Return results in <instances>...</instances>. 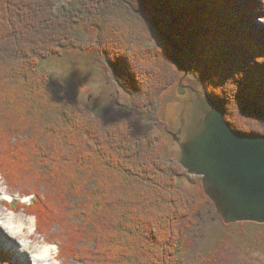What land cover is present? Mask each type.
I'll return each mask as SVG.
<instances>
[{"label":"trees","instance_id":"1","mask_svg":"<svg viewBox=\"0 0 264 264\" xmlns=\"http://www.w3.org/2000/svg\"><path fill=\"white\" fill-rule=\"evenodd\" d=\"M152 2L153 21L133 0H0V177L33 197L19 210L38 218L65 264H249V247L264 250V232L259 241L250 229L264 224H226L199 176L193 197L163 132L167 105L186 101L182 82L221 106L234 130L264 135V24L256 22L264 5ZM158 10L179 64L156 27ZM74 48L117 85L111 109L89 110L42 70ZM209 208L224 230L185 261ZM0 264H13L11 255L0 250Z\"/></svg>","mask_w":264,"mask_h":264},{"label":"water","instance_id":"2","mask_svg":"<svg viewBox=\"0 0 264 264\" xmlns=\"http://www.w3.org/2000/svg\"><path fill=\"white\" fill-rule=\"evenodd\" d=\"M156 27L172 43L157 20ZM172 45L173 58L179 64L175 58L178 45ZM181 87H185L182 82L179 90ZM191 92L181 117L185 131L194 132L180 143V165L190 175L202 178L226 224H264V135L234 130L210 96L193 88ZM173 137L177 140L178 135Z\"/></svg>","mask_w":264,"mask_h":264},{"label":"rangeland","instance_id":"3","mask_svg":"<svg viewBox=\"0 0 264 264\" xmlns=\"http://www.w3.org/2000/svg\"><path fill=\"white\" fill-rule=\"evenodd\" d=\"M70 0H59V5L67 3ZM264 5V0H260ZM137 3V6L140 7L143 11V15H146V18L153 21L155 10L152 9L153 2L152 0H133ZM131 6V5H130ZM159 16V26L166 30L169 27L168 17L158 10ZM256 22L264 24V17L256 19ZM89 37H83L80 39L82 42H85ZM64 55L61 57H55L52 59H45L41 62L42 70L49 73L51 77L55 80L61 82L67 86L73 93V95L83 103L89 110L93 112L107 111L111 109L115 104H117V96L119 89L112 79H107L106 75L100 66L99 62L93 60L89 56H86L82 50L78 48L71 49L68 52H63ZM186 87V86H185ZM180 88L179 93H182V97L186 98V101L169 103L167 105L166 121L169 125L170 133L166 131L163 132L164 144L167 149V153L170 157L175 160H179L181 157L180 144L174 139L173 134H177L180 140H185L189 138L194 132L186 130L185 125L183 126L184 120H182L183 109L188 103V100L191 98L192 92L189 88ZM201 88L198 89V91ZM128 97L124 96V99L127 100ZM192 132V133H191ZM193 175L189 174V177L183 178V185L192 192L194 197L196 194V189L198 184L192 181ZM0 184L4 190L6 189L10 194H15L11 203L6 199L5 202L7 206L1 208L0 210L7 212V208L15 209L21 216L24 215L18 207V197L20 196L16 191H11L7 183L1 179ZM9 206V207H8ZM201 220L196 228L193 230V240L194 245L189 247L187 252L184 254L183 258L185 261L193 262L197 261L209 251L214 242L217 240V237L223 232L224 226L218 214L212 209L203 210L200 216ZM253 232V237L257 240H261L262 236L260 233L264 232V227H252L250 229ZM256 232V234H255ZM256 235V236H255ZM36 241H33V244ZM255 247V246H254ZM249 247L251 250L250 255L248 256L247 262L249 264H264V250ZM0 250L4 251L11 255L13 264H24L25 256H20L15 252L14 248L11 250L6 244L0 241ZM62 264H65L62 260Z\"/></svg>","mask_w":264,"mask_h":264},{"label":"clouds","instance_id":"4","mask_svg":"<svg viewBox=\"0 0 264 264\" xmlns=\"http://www.w3.org/2000/svg\"><path fill=\"white\" fill-rule=\"evenodd\" d=\"M15 194H10L6 189L0 191V199H6L11 203ZM20 204L30 206L33 197H16ZM19 218V222H18ZM38 218L35 215H20L15 209L9 208L3 218H0V229L6 231L14 238H19L18 243L22 249H27L36 241L41 247V253L32 257V264H62L59 255V246L50 242L37 227Z\"/></svg>","mask_w":264,"mask_h":264},{"label":"bare ground","instance_id":"5","mask_svg":"<svg viewBox=\"0 0 264 264\" xmlns=\"http://www.w3.org/2000/svg\"><path fill=\"white\" fill-rule=\"evenodd\" d=\"M4 188H2L0 184V191H3ZM8 204L5 202V199H0V206L1 208L7 206ZM9 209V208H7ZM5 211L0 210V218H3L5 215ZM19 222V218H18ZM19 238H14L13 236L9 235L6 231L3 229H0V241L6 244L11 250H15V252L20 256H25V261L23 262L24 264H32V257L37 254L41 253V247L40 245L36 242L29 246L26 250L22 249L21 245L18 243Z\"/></svg>","mask_w":264,"mask_h":264},{"label":"flooded vegetation","instance_id":"6","mask_svg":"<svg viewBox=\"0 0 264 264\" xmlns=\"http://www.w3.org/2000/svg\"><path fill=\"white\" fill-rule=\"evenodd\" d=\"M182 140H180V138H177V142H179V144L181 143ZM183 142V141H182Z\"/></svg>","mask_w":264,"mask_h":264}]
</instances>
